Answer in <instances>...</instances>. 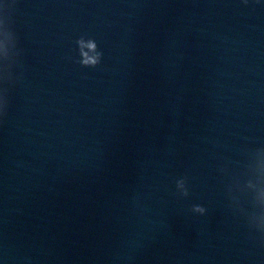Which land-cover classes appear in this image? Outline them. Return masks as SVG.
I'll return each instance as SVG.
<instances>
[{
  "label": "water",
  "instance_id": "water-1",
  "mask_svg": "<svg viewBox=\"0 0 264 264\" xmlns=\"http://www.w3.org/2000/svg\"><path fill=\"white\" fill-rule=\"evenodd\" d=\"M0 264H264V0H0Z\"/></svg>",
  "mask_w": 264,
  "mask_h": 264
}]
</instances>
